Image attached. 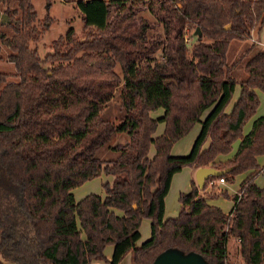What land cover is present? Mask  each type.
Here are the masks:
<instances>
[{
  "label": "trees",
  "instance_id": "16d2710c",
  "mask_svg": "<svg viewBox=\"0 0 264 264\" xmlns=\"http://www.w3.org/2000/svg\"><path fill=\"white\" fill-rule=\"evenodd\" d=\"M78 4L84 38L71 28L43 57L31 47L45 32L34 24L32 0L0 10V22L8 15L3 23L13 29L0 38L16 68L14 80L0 70V264H122L128 254L133 264H154L170 250L228 264L230 237L238 239L244 264H264V186L254 181L264 172L256 160L264 154V115L242 133L259 104L255 89L264 91V51L243 63L240 81L231 70L252 45L227 63L229 42L249 38L264 23V0ZM188 31L195 38L191 47ZM237 83L239 95L226 113ZM117 90L124 112L118 121L104 116ZM160 107L164 114L152 117ZM159 121L165 129L155 135ZM198 122L191 151L173 155V145ZM120 132L129 139L113 146L119 155L99 157ZM238 139L233 155L220 160ZM185 166L224 170L204 188L246 173L229 213L210 204L213 191L201 192L193 179L191 190L180 193L179 214L165 219L172 178ZM102 173L113 176L104 184L106 195L77 201L73 189ZM144 218L151 220V237L137 245ZM109 244L111 259L105 255Z\"/></svg>",
  "mask_w": 264,
  "mask_h": 264
},
{
  "label": "rangeland",
  "instance_id": "374dc122",
  "mask_svg": "<svg viewBox=\"0 0 264 264\" xmlns=\"http://www.w3.org/2000/svg\"><path fill=\"white\" fill-rule=\"evenodd\" d=\"M150 0H147L149 2ZM35 12L37 14V18L34 22V24L39 28L43 29L45 27V32L43 35L38 36L34 40L31 41V47L36 48L39 52V54L43 57L45 56L48 52L52 51V42L55 39H58L60 36L65 35L71 28L75 29L76 35L79 39L84 38L85 36V29H84V19H83V14L82 10L78 4V0H32ZM18 6V0H10L6 2H1L0 3V10L3 12L7 8H16ZM142 14L147 17L150 20H155L154 16L148 11L144 10ZM5 18L7 21H9V16L4 14ZM3 21V22H6ZM2 20L0 22V32L5 33L7 36H11L13 34V29L9 26H7L5 23H3ZM157 31L162 32L163 29L162 27H158ZM191 32V31H190ZM188 31L187 33V38H188V45L191 47L192 43L195 41L194 37H191V33ZM155 32L150 31V34H153ZM243 43V44H242ZM250 51L244 56L242 63H239L236 67H234L231 72L233 76L236 77L238 81L243 79L245 77V72L243 70V63L253 54L255 51L258 50H263L264 51V23L261 24L260 26L257 25L251 32V36L245 40H238V39H233L229 42L228 44V49H227V63H231L237 56L242 54L249 46H251ZM0 52L2 54V58L0 59V70L6 73L10 74L11 79H16L15 73H16V68L14 63L10 60L9 55H10V50L7 48L3 40L0 38ZM118 70L120 71V67H118ZM239 83L236 84L235 89L232 94V98L230 99L229 104L227 105V108L231 105L232 100L235 98L237 95V92H239ZM118 90L115 95V97L112 99V102L107 105L106 109L104 110V116H106L109 119H112L114 115H117V112L119 110L115 107L122 108L120 105V101L118 98ZM258 99L260 101L258 105V109H264V93L260 90H258ZM258 111V110H257ZM165 112V109L163 107L158 108L157 110L151 111V116L154 118H160ZM118 121V118L116 119ZM162 124L164 125V122L159 121V126L157 132L159 133ZM201 122H198L197 124L194 125V127L191 129V133L189 135H185L184 139L181 140L179 139L175 143L174 147V152L176 154L181 155L185 154L188 151H190L191 148L188 146V140L190 139V142L192 143L193 136L198 133V131L201 128ZM251 127V119H248L243 127H242V133H246ZM249 128V129H248ZM156 132V133H157ZM188 136V137H187ZM116 137V134L114 135ZM183 138V137H182ZM189 142V144H190ZM237 140H235L232 143V147H235ZM102 150H108V144L103 147ZM102 153V152H101ZM190 170V166H185L183 169L176 175L171 188L169 189V193L167 195V207L169 213H173V211H179L181 208V203L179 200V196L181 193V187L185 185V187H188L186 184V179L188 177ZM193 170V168H192ZM235 179V178H234ZM213 183L210 185L211 187L208 188V191L212 192L217 190V184H218V179L212 180ZM215 181V182H214ZM99 183V182H98ZM210 183V182H209ZM208 183V185H209ZM207 185V187H208ZM236 185V181L233 180L231 184L228 185L226 188V191L221 192L220 196L217 198V201L222 206V209H225L229 206L230 201H231V196L233 195L232 190ZM206 187V188H207ZM206 188H202L201 192H203ZM101 189L100 186L96 188L97 191ZM190 190L189 188H186V192ZM207 191V192H208ZM121 211V210H119ZM238 249V243L236 245L232 244L231 241H227L226 243V249H227V261L228 264H243L240 259H237L235 255L231 254V250L235 251V248ZM113 245L109 244L106 249V253H110L112 251ZM231 252V253H230ZM242 258V257H241ZM128 259H125V262H127ZM102 264V261H100Z\"/></svg>",
  "mask_w": 264,
  "mask_h": 264
},
{
  "label": "crops",
  "instance_id": "0c3cea01",
  "mask_svg": "<svg viewBox=\"0 0 264 264\" xmlns=\"http://www.w3.org/2000/svg\"><path fill=\"white\" fill-rule=\"evenodd\" d=\"M242 41V40H241ZM243 44V43H242ZM236 86V85H235ZM235 89V88H234ZM258 90H260V89H255V91H256V93H257V96H258ZM239 91H240V87H239ZM260 91H262V90H260ZM263 93H264V91H262ZM238 95H239V92H237V95L235 96V98L232 100V103H231V105L227 108H225V112L226 113H229L230 112V110H231V108H232V105H233V103L235 102V100L237 99V97H238ZM259 97V96H258ZM112 101H110L109 102V104L111 103ZM259 103H260V101H259ZM108 104V105H109ZM259 105V104H258ZM118 110H119V112H117V115H114V117L111 119V120H116L117 118H118V120L121 118V116L123 115V109L122 108H119V107H117V106H115ZM108 109V108H107ZM107 109H106V111H107ZM258 110V111H257ZM205 115H206V113L203 115V118L205 117ZM261 115H264V109H258V107H257V109H256V112L254 113V115H252V117L250 118L251 119V126H252V122H253V120L256 118V117H258V116H261ZM106 117V116H105ZM107 118V117H106ZM109 119V118H108ZM159 126V125H158ZM201 127H202V124H201ZM250 129H251V127H249ZM248 128V129H249ZM164 129H165V123H164V125L162 124V128H161V130H160V132L158 133L157 132V130H158V127H157V130H156V132H155V135H159V134H161V133H163V131H164ZM249 129V130H250ZM248 130V131H249ZM200 131H201V128H200V130L198 131V133H196L194 136H193V140H192V143L190 142V139L188 140V147L189 148H191L192 149V146H193V144H194V141H195V139L197 138V136H198V134L200 133ZM247 131V132H248ZM246 132V133H247ZM190 133L191 132H189V135H190ZM246 133H244V134H246ZM188 135V134H187ZM186 137V136H185ZM185 137H183V138H181V140H183ZM188 137V136H187ZM129 139V136H128V134L126 133V132H120V133H116V137H114L113 136V138H112V140L110 141V143L108 144V152L106 151V150H102L103 149V147L99 150V152H98V155H99V157H101L102 159H104V160H111V159H114V158H116L118 155H119V151H117V150H114L113 149V146H115L116 144H118V143H122V142H125V141H127ZM180 141V140H179ZM189 142H190V144H189ZM208 143H209V141L206 143V145L205 146H207L208 145ZM238 143H239V139L237 140V142H236V144H235V147L233 148L232 147V150H231V152L229 153V154H227V155H220L219 156V159L220 160H226V159H228L229 157H231L232 155H233V153L236 151V149H237V146H238ZM174 147H175V144L173 145V148H172V151H171V153L173 154V155H176V156H179L178 154H176V152H174L173 150H174ZM191 149H190V151H191ZM190 151H188L187 153H185V154H181V155H187ZM102 152V153H101ZM155 152H156V149H155V147L154 146H152L151 147V149H150V155L151 156H153L154 154H155ZM256 160H257V163L260 165V166H263L264 165V154H260V155H258L257 156V158H256ZM196 170L197 169H193L192 170V168L190 167V170H189V174H188V177H187V179H186V185L188 186V187H185V185H183V187H181V188H183V189H181L182 191L181 192H186L185 190H186V188H189L190 190H191V188H192V181H193V179L196 181ZM178 173H175L174 174V176H173V178H172V181H171V185H172V183H173V181H174V179H175V177H176V175H177ZM245 175H246V173H240V174H238V175H236L235 176V181H236V185H235V187L233 188V189H231L232 190V194H236V192L238 191V188H239V184H240V182H241V180L245 177ZM216 179H218V184H217V190H215V191H213V194H215L214 196H212V197H209L208 198V202L210 203V204H213V205H217V206H219V207H221L222 208V206H221V204L219 203V201H217V198L220 196V193L221 192H224V191H226V188L228 187V185L229 184H231V182H227L226 180H224V182H220V178H216ZM215 180V179H214ZM113 181V176H111V175H107V174H105V173H102L100 176H98V177H95V178H93V179H91V180H88V181H86V182H84L82 185H80V186H78V187H76V188H74L73 189V192H74V195H75V198H76V200L78 201V200H80V199H82L83 197H85L86 195H88V194H90V193H96V194H99V195H101V196H105L106 195V192H105V188H104V184L106 183V182H112ZM254 181H255V183L259 186V187H262V186H264V172L263 171H261V172H259V173H257V175L255 176V179H254ZM99 182V183H98ZM215 182V181H214ZM212 183H213V181H210V183H209V185H208V187L204 190V191H208V188L209 187H211L210 185H212ZM196 184H197V182H196ZM98 186H100L101 187V189L99 190V191H97L96 190V188H98ZM171 188V187H170ZM201 190H202V188H200ZM190 190H188L187 192H189ZM170 191V190H169ZM203 191V192H204ZM211 191V190H210ZM210 191H208V192H210ZM169 193V192H168ZM168 195V194H167ZM233 205H234V202H233V200L231 199V201H230V204H229V206L227 207V208H225V209H222V211L223 212H225V213H229L230 211H231V209H232V207H233ZM180 211V210H179ZM179 211H173V213H169V211H168V207H167V196H166V199H165V219H167V218H172V217H176L178 214H179ZM116 212L118 213V214H122V211H119L118 209L116 210ZM140 232H141V237H140V239L137 241V245H141L143 242H145L147 239H149L150 237H151V220L149 219V218H144L143 220H142V223H141V227H140ZM229 241H231L232 242V244H234V245H236L237 243H238V239L236 238V237H230L229 239H228ZM106 249H107V247L105 248V255H106V257L108 258V259H111V257H112V254H113V248H112V251H110V253H106ZM235 249V251L233 250H231V254H233V255H235L236 256V258L237 259H240V261L243 263V260H242V258H241V255H240V253H239V250L238 249H236V247L234 248ZM227 250V249H226ZM228 255V254H227ZM125 259H128L127 260V262H125ZM100 261H102V264H105V262L103 261V260H93L92 261V263L91 264H101L100 263ZM122 264H133L132 263V261H131V254H128L127 256H125V258L122 260V262H121ZM244 264V263H243Z\"/></svg>",
  "mask_w": 264,
  "mask_h": 264
},
{
  "label": "water",
  "instance_id": "95a60500",
  "mask_svg": "<svg viewBox=\"0 0 264 264\" xmlns=\"http://www.w3.org/2000/svg\"><path fill=\"white\" fill-rule=\"evenodd\" d=\"M5 17V15H4ZM6 18L3 20L5 21ZM228 25H226V28ZM201 34L199 28L197 29ZM224 170L212 166H202L196 170V182L199 188H204L206 181L212 176H219ZM154 264H205L200 257L195 254L183 255L176 250H170L162 253Z\"/></svg>",
  "mask_w": 264,
  "mask_h": 264
},
{
  "label": "built area",
  "instance_id": "2783aa9c",
  "mask_svg": "<svg viewBox=\"0 0 264 264\" xmlns=\"http://www.w3.org/2000/svg\"><path fill=\"white\" fill-rule=\"evenodd\" d=\"M186 41H188L187 36H186ZM219 180H220V182H224V179L222 177Z\"/></svg>",
  "mask_w": 264,
  "mask_h": 264
}]
</instances>
